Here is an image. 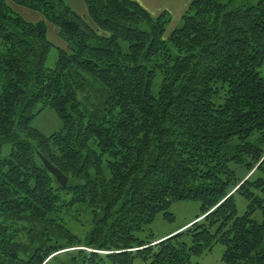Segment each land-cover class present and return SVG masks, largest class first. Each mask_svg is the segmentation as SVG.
Here are the masks:
<instances>
[{
  "label": "trees",
  "instance_id": "16d2710c",
  "mask_svg": "<svg viewBox=\"0 0 264 264\" xmlns=\"http://www.w3.org/2000/svg\"><path fill=\"white\" fill-rule=\"evenodd\" d=\"M249 1L193 0L167 36L172 15L134 0H84L86 18L12 0L39 22L0 0V264H191L218 244L226 264H264V0ZM46 109L50 136L33 127ZM182 201L201 204L193 223L138 238Z\"/></svg>",
  "mask_w": 264,
  "mask_h": 264
},
{
  "label": "rangeland",
  "instance_id": "374dc122",
  "mask_svg": "<svg viewBox=\"0 0 264 264\" xmlns=\"http://www.w3.org/2000/svg\"><path fill=\"white\" fill-rule=\"evenodd\" d=\"M11 2V0H9ZM260 0H250L251 5H255ZM241 0H238L240 3ZM12 8L18 13H20L26 20L29 22H39L43 20L40 14L32 12L27 9L17 8V6L10 4ZM18 9L20 11H18ZM89 21V20H88ZM174 22L169 26L167 36L177 27L181 26L182 21L180 19H174ZM49 26V38L50 40L58 47L66 48L65 44L58 37V30L51 25ZM166 36V37H167ZM58 58V50L54 47L48 57L46 66L48 68H54ZM261 77L264 78V66L259 70ZM33 127L42 132L46 136H50L53 133H56L62 128V121L58 114L52 109H46L42 112L40 116L36 118L33 122ZM238 141L234 139L230 142L225 148L224 153L232 156L237 148ZM12 152L11 145H4L2 156L8 158ZM240 173V172H239ZM242 174V173H240ZM252 174V173H251ZM250 174V175H251ZM249 175V176H250ZM237 205H238V216H244L248 210V203L244 200L243 197L237 196ZM201 204L195 201H182L174 202L171 204L169 212L173 215V220H168L163 214H160L154 222L146 226L144 232L139 233L137 236L139 239H149V236L153 234L154 239L169 238L179 232L183 231L193 221L200 215ZM254 219L258 222H262L263 216L261 212H258L254 215ZM85 221H87L85 219ZM91 227L87 223L85 228H75V232L79 234L82 238L86 234V230H89ZM225 252V247L218 244L214 246L211 252H208L206 255L201 257H195L192 259L191 264H226L222 258ZM134 264H145L141 259H136Z\"/></svg>",
  "mask_w": 264,
  "mask_h": 264
},
{
  "label": "crops",
  "instance_id": "0c3cea01",
  "mask_svg": "<svg viewBox=\"0 0 264 264\" xmlns=\"http://www.w3.org/2000/svg\"><path fill=\"white\" fill-rule=\"evenodd\" d=\"M80 16L86 18L88 11L84 0H65ZM145 8L151 15L158 16L163 12H169L174 19H181L188 10L193 0H134ZM8 2L13 4L8 0ZM14 5V4H13ZM19 8V7H17ZM18 11H20L18 9ZM174 22V21H173ZM49 29V26H48ZM58 34V33H57ZM59 37V36H58Z\"/></svg>",
  "mask_w": 264,
  "mask_h": 264
},
{
  "label": "water",
  "instance_id": "95a60500",
  "mask_svg": "<svg viewBox=\"0 0 264 264\" xmlns=\"http://www.w3.org/2000/svg\"><path fill=\"white\" fill-rule=\"evenodd\" d=\"M40 159L42 160L45 168L48 170L50 174H52L57 183L64 189L67 188L68 183H69V178L66 177L60 170H58L56 167L51 165L48 160H46L44 157L40 156Z\"/></svg>",
  "mask_w": 264,
  "mask_h": 264
}]
</instances>
